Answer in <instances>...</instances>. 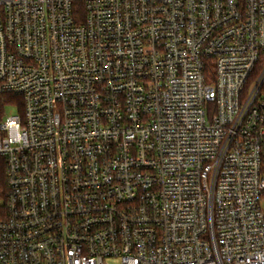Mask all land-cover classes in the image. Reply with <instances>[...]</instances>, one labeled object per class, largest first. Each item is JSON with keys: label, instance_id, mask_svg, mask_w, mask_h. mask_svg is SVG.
Listing matches in <instances>:
<instances>
[{"label": "built area", "instance_id": "2783aa9c", "mask_svg": "<svg viewBox=\"0 0 264 264\" xmlns=\"http://www.w3.org/2000/svg\"><path fill=\"white\" fill-rule=\"evenodd\" d=\"M4 95L0 264H264V0H0Z\"/></svg>", "mask_w": 264, "mask_h": 264}, {"label": "trees", "instance_id": "16d2710c", "mask_svg": "<svg viewBox=\"0 0 264 264\" xmlns=\"http://www.w3.org/2000/svg\"><path fill=\"white\" fill-rule=\"evenodd\" d=\"M15 102H21V98L15 99L12 96H0V112L3 111L6 105L16 104ZM6 192L5 184V165L3 160L0 159V196Z\"/></svg>", "mask_w": 264, "mask_h": 264}, {"label": "rangeland", "instance_id": "374dc122", "mask_svg": "<svg viewBox=\"0 0 264 264\" xmlns=\"http://www.w3.org/2000/svg\"><path fill=\"white\" fill-rule=\"evenodd\" d=\"M6 114H7V116L16 115V111H15L14 108L9 107V108H7V110H6ZM1 202H2V201H1Z\"/></svg>", "mask_w": 264, "mask_h": 264}]
</instances>
